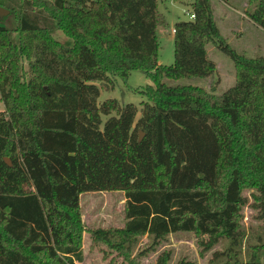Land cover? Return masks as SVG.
<instances>
[{"label": "trees", "instance_id": "16d2710c", "mask_svg": "<svg viewBox=\"0 0 264 264\" xmlns=\"http://www.w3.org/2000/svg\"><path fill=\"white\" fill-rule=\"evenodd\" d=\"M250 4L246 14L264 31V0ZM190 5L191 19L173 27L174 58L165 65L157 0H0L8 10L0 17V264L83 260L80 74L125 79L131 70L152 82L137 91L153 106L154 183L124 187V225L93 228V240L129 258L141 235L154 246L167 234L193 232L205 237L202 249L224 244L206 264H264V227L254 235L242 223L245 189L264 221V54L226 42L211 0ZM209 44L232 60V86L217 94L212 84L168 81L211 77ZM170 257L163 251L154 264Z\"/></svg>", "mask_w": 264, "mask_h": 264}, {"label": "rangeland", "instance_id": "374dc122", "mask_svg": "<svg viewBox=\"0 0 264 264\" xmlns=\"http://www.w3.org/2000/svg\"><path fill=\"white\" fill-rule=\"evenodd\" d=\"M250 1L211 0V7L220 34L226 42L236 51L254 56L264 54V31L245 12L252 5ZM191 2L157 0L158 10L165 19V25L158 28V63L172 64L173 27L176 22L191 19ZM54 36L65 44L72 43L60 30H55ZM206 49L216 66L211 77L168 81L198 85L205 89H209L212 84L217 94L232 86L235 81L232 60L215 44H209ZM80 75L84 81L80 79L78 82L79 155L85 176L79 204L84 230L81 237L83 260L75 264H127L129 259L139 264H154L163 251L171 253L168 264H175L182 257L197 264L209 262L214 251L224 248L223 242H217L210 249H202L199 240L205 237L193 232L167 234L154 246H149L148 236L141 235L138 242L131 245L129 258L107 244L93 240V228L124 225V187L150 186L154 183L153 106L137 91L152 82L142 70H131L125 79L102 72ZM3 109L4 104L0 99V110ZM139 129L143 132L140 142ZM242 194L247 198L242 210V223L250 233L259 234L264 221L257 218V212L250 206L251 190L245 189ZM138 251L144 254H138Z\"/></svg>", "mask_w": 264, "mask_h": 264}, {"label": "water", "instance_id": "95a60500", "mask_svg": "<svg viewBox=\"0 0 264 264\" xmlns=\"http://www.w3.org/2000/svg\"><path fill=\"white\" fill-rule=\"evenodd\" d=\"M7 14H8V10L5 9V8H3V7H0V17H3V16H5V15H7ZM142 136H143V132H142V131H139V135H138V140H139V141L141 140ZM4 161H5L8 165H11V162H10V160H9L8 157H4Z\"/></svg>", "mask_w": 264, "mask_h": 264}, {"label": "built area", "instance_id": "2783aa9c", "mask_svg": "<svg viewBox=\"0 0 264 264\" xmlns=\"http://www.w3.org/2000/svg\"><path fill=\"white\" fill-rule=\"evenodd\" d=\"M191 17L193 16V15H190ZM173 31H174V29H173Z\"/></svg>", "mask_w": 264, "mask_h": 264}]
</instances>
